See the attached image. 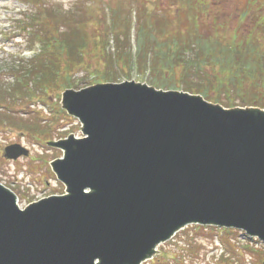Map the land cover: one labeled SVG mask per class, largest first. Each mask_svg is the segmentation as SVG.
I'll return each mask as SVG.
<instances>
[{"label":"water","instance_id":"water-1","mask_svg":"<svg viewBox=\"0 0 264 264\" xmlns=\"http://www.w3.org/2000/svg\"><path fill=\"white\" fill-rule=\"evenodd\" d=\"M65 94L85 134L53 167L67 194L21 209L0 184V264H137L189 223L264 241L263 113L135 81Z\"/></svg>","mask_w":264,"mask_h":264},{"label":"trees","instance_id":"trees-1","mask_svg":"<svg viewBox=\"0 0 264 264\" xmlns=\"http://www.w3.org/2000/svg\"><path fill=\"white\" fill-rule=\"evenodd\" d=\"M22 1L32 7L16 28L29 34L34 54L19 61L27 64L14 72L11 98L47 101L87 75L118 81L136 71L157 88L264 109V0H101V8L76 4L67 16L57 15L60 5ZM80 68L86 75H77Z\"/></svg>","mask_w":264,"mask_h":264},{"label":"rangeland","instance_id":"rangeland-1","mask_svg":"<svg viewBox=\"0 0 264 264\" xmlns=\"http://www.w3.org/2000/svg\"><path fill=\"white\" fill-rule=\"evenodd\" d=\"M44 1L60 5L61 10L56 9L58 16H67L72 10L80 9L76 4L101 8L99 5L101 0ZM210 1V5H213L226 0ZM29 7L32 5L22 0H0V183L17 194L21 207H26L31 201L48 197L49 194L65 192L64 184L59 182L52 172L51 162L62 157L64 151L61 143L65 138L85 135L80 121L68 112L65 101L66 89L76 90L105 82H119L127 78L125 74H121L122 77L118 78V81H96L93 74L82 77L86 73L80 68L77 71V75L82 77V80L78 81L79 86L64 89L59 98L54 94L47 101L36 98L35 102L30 103L24 102L26 99H21L17 95L11 98L8 90L14 88L17 81L15 74L20 75L21 71L24 72L23 65L27 64L25 60L19 65V61L23 60L19 57H24V54L29 57L32 53H23L28 50L26 48L29 41L28 33L16 30L4 35L2 32L8 30L10 25L16 24V19L20 17L18 15L20 9L22 13L29 10ZM96 11L98 16L99 11ZM209 12L211 11L207 10L203 18L206 22H211V15L207 16ZM130 76L131 80L148 85L154 78L148 81L147 76L141 78L142 75H138L136 71L130 73ZM208 101L228 109L248 108L226 107L221 103ZM249 108L258 109V106ZM33 131L40 133L34 134ZM12 144L22 145L29 150L30 155H22L17 159L6 157L5 148ZM209 227L202 229L193 225L186 226L160 245L158 254L161 251L171 256H192L185 264H264V243L257 237L247 236L244 231L235 229L227 242L222 236V233L226 234L224 230L218 232L219 227L216 230L214 226Z\"/></svg>","mask_w":264,"mask_h":264},{"label":"bare ground","instance_id":"bare-ground-1","mask_svg":"<svg viewBox=\"0 0 264 264\" xmlns=\"http://www.w3.org/2000/svg\"><path fill=\"white\" fill-rule=\"evenodd\" d=\"M254 115H259L260 113H263L264 114V112H262V110H259V109H255L254 111ZM66 150V149H65ZM66 152V151H65ZM58 159H55V160H53L52 162H51V165H52V167H54V164L56 163V161H57ZM7 188V187H6ZM7 189H9V188H7ZM9 190H11V189H9ZM12 192H14L13 190H11ZM15 193V192H14ZM15 195H16V197H17V203H18V206L20 205V203H19V197L17 196V194L15 193ZM182 227H180V228H178L177 230H175L174 232H173V234L172 235H170L167 239H164V240H160V241H158L156 244H154L153 245V247L150 249V251H151V255L150 254H148V255H146L144 258H142L137 264H142L144 261H146V260H148V259H150L154 254H156L157 252H158V249H159V247H160V245H162L163 243H165L166 241H168L169 239H171L172 237H174V235L181 229ZM100 261H96V264H98ZM124 264H128V263H124Z\"/></svg>","mask_w":264,"mask_h":264},{"label":"flooded vegetation","instance_id":"flooded-vegetation-1","mask_svg":"<svg viewBox=\"0 0 264 264\" xmlns=\"http://www.w3.org/2000/svg\"><path fill=\"white\" fill-rule=\"evenodd\" d=\"M177 261H178L177 258L174 256V257H171L170 263L169 262H166V263H156V264H174V262H177ZM177 264H179V263L177 262Z\"/></svg>","mask_w":264,"mask_h":264}]
</instances>
